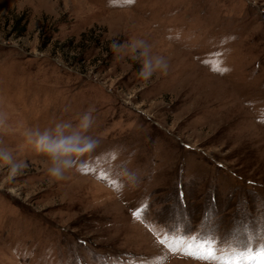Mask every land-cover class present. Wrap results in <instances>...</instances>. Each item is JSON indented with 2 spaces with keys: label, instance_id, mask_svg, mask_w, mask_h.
<instances>
[{
  "label": "rangeland",
  "instance_id": "obj_1",
  "mask_svg": "<svg viewBox=\"0 0 264 264\" xmlns=\"http://www.w3.org/2000/svg\"><path fill=\"white\" fill-rule=\"evenodd\" d=\"M85 112L97 142L52 180L23 132ZM0 117L24 165L0 166V264H260L264 0H0Z\"/></svg>",
  "mask_w": 264,
  "mask_h": 264
},
{
  "label": "clouds",
  "instance_id": "obj_2",
  "mask_svg": "<svg viewBox=\"0 0 264 264\" xmlns=\"http://www.w3.org/2000/svg\"><path fill=\"white\" fill-rule=\"evenodd\" d=\"M113 50L118 54L122 46L113 43ZM151 51V45L144 39H136L132 42L130 58L141 63L138 76L148 81L156 73L166 74L169 68L167 59L162 55L155 56L152 60L145 59ZM4 119L0 117V126L4 125ZM94 123L91 112H85L76 123L70 120H60L50 126L40 129H25L23 138L36 153L47 158L48 176L55 181L65 179V174L73 167V161L78 156L92 150L96 144V137L89 135ZM0 166H7L9 175L19 173L24 166L23 162L14 158L13 152L5 145L0 144Z\"/></svg>",
  "mask_w": 264,
  "mask_h": 264
},
{
  "label": "trees",
  "instance_id": "obj_3",
  "mask_svg": "<svg viewBox=\"0 0 264 264\" xmlns=\"http://www.w3.org/2000/svg\"><path fill=\"white\" fill-rule=\"evenodd\" d=\"M22 26L19 28V34L21 33V31H22ZM91 30V27H89V29H86V30H82V31H80L79 32V37L78 38H80V40L78 41V42H82L83 41V38H84V36H85V34H86V32L87 31H90ZM105 36H101V37H97L96 38V40H95V42H94V44L93 45H98L97 43H99V42H96L99 38H104ZM75 37H71V39H74ZM90 37L88 38V41H90ZM106 39V38H105ZM73 41V40H72ZM71 41V42H72ZM108 41V40H107ZM117 43V42H116ZM112 51H113V47L112 46H110L109 48H108V50H107V52H106V54H111L112 53ZM109 55H107V56H109Z\"/></svg>",
  "mask_w": 264,
  "mask_h": 264
},
{
  "label": "snow or ice",
  "instance_id": "obj_4",
  "mask_svg": "<svg viewBox=\"0 0 264 264\" xmlns=\"http://www.w3.org/2000/svg\"><path fill=\"white\" fill-rule=\"evenodd\" d=\"M260 256V264H264V252H261Z\"/></svg>",
  "mask_w": 264,
  "mask_h": 264
}]
</instances>
